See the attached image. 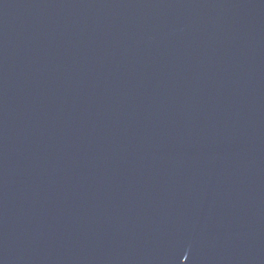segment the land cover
Masks as SVG:
<instances>
[{
	"label": "water",
	"instance_id": "obj_1",
	"mask_svg": "<svg viewBox=\"0 0 264 264\" xmlns=\"http://www.w3.org/2000/svg\"><path fill=\"white\" fill-rule=\"evenodd\" d=\"M0 264H264V0H0Z\"/></svg>",
	"mask_w": 264,
	"mask_h": 264
}]
</instances>
